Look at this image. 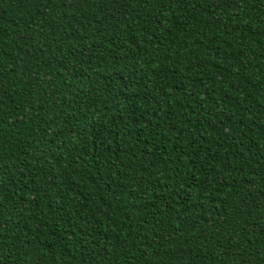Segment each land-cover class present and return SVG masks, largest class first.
<instances>
[{
  "label": "trees",
  "instance_id": "obj_1",
  "mask_svg": "<svg viewBox=\"0 0 264 264\" xmlns=\"http://www.w3.org/2000/svg\"><path fill=\"white\" fill-rule=\"evenodd\" d=\"M0 264H264V0H0Z\"/></svg>",
  "mask_w": 264,
  "mask_h": 264
}]
</instances>
